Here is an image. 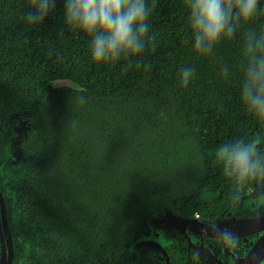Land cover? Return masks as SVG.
Segmentation results:
<instances>
[{"label":"trees","instance_id":"trees-1","mask_svg":"<svg viewBox=\"0 0 264 264\" xmlns=\"http://www.w3.org/2000/svg\"><path fill=\"white\" fill-rule=\"evenodd\" d=\"M33 2L0 0V107L35 110V186L55 220L111 224L114 236L167 207L212 219L264 181V114L245 96L253 57L264 56V0L200 51L187 0H146L142 52L103 63L91 44L104 34L66 25L68 0H48L36 24L25 19ZM249 145L258 166L242 175L219 149Z\"/></svg>","mask_w":264,"mask_h":264},{"label":"flooded vegetation","instance_id":"flooded-vegetation-1","mask_svg":"<svg viewBox=\"0 0 264 264\" xmlns=\"http://www.w3.org/2000/svg\"><path fill=\"white\" fill-rule=\"evenodd\" d=\"M17 111L20 115L12 133L0 134V264H181L157 248L150 254L142 247V239H136L139 236L127 244V236L137 228L132 225L112 236L111 224L97 229L95 222H72L68 215L55 220L53 208L35 186L38 164L43 160L39 141L44 132L32 123L33 106ZM16 112L0 107L3 118ZM221 214L212 219L196 215L215 220ZM236 226L228 228L235 232L231 242L220 240L216 246L198 248L199 256L229 258L232 264L248 258L251 264H264V254L250 256L258 238L253 244L245 241L241 236L246 229Z\"/></svg>","mask_w":264,"mask_h":264},{"label":"clouds","instance_id":"clouds-1","mask_svg":"<svg viewBox=\"0 0 264 264\" xmlns=\"http://www.w3.org/2000/svg\"><path fill=\"white\" fill-rule=\"evenodd\" d=\"M259 0H187L190 10L189 24L195 34V47L211 48L226 35H234L232 19L250 21L258 9ZM33 11L25 15L31 23H42L49 13L48 0H38L31 4ZM150 12L146 0H68L64 6L65 24L80 30L87 35L99 31L91 44L94 62L103 63L107 57L118 60L122 52L139 55L142 52L141 37L148 32L147 19ZM264 40V36L261 37ZM249 50L252 45H248ZM264 52V46L260 48ZM190 72L185 70L182 76L184 85L188 84ZM250 85H246L245 96L252 107L264 114V56L248 73ZM254 148L237 147L229 152L227 148L219 149L222 156L234 165L243 175L253 172L258 166L251 159ZM230 239V238H229Z\"/></svg>","mask_w":264,"mask_h":264},{"label":"water","instance_id":"water-1","mask_svg":"<svg viewBox=\"0 0 264 264\" xmlns=\"http://www.w3.org/2000/svg\"><path fill=\"white\" fill-rule=\"evenodd\" d=\"M19 115V111L6 115L4 118L0 115V134L12 133ZM259 162L264 163V157L259 159ZM238 224L241 229H246V231L243 230L241 236L245 238V241L253 244L254 239L258 238L255 243L256 249L250 256L263 255L264 181L255 184L251 190L230 204L215 220L205 219L198 215L186 216L180 210L167 207L158 214L144 218L136 224L137 228L127 236V244L139 236L136 239H142V247L146 248L150 254H153L154 249L157 248L161 254L167 252L169 255L172 254L174 259L181 264H187V262L232 264L233 261L229 258L216 260L212 257H201L199 255L202 253L198 248L207 247L206 245L216 246L215 242L220 240L231 242L234 239L232 237H235V232L232 234L228 228L237 227ZM210 253L213 252L210 250ZM235 262L236 264H251L248 258Z\"/></svg>","mask_w":264,"mask_h":264},{"label":"rangeland","instance_id":"rangeland-1","mask_svg":"<svg viewBox=\"0 0 264 264\" xmlns=\"http://www.w3.org/2000/svg\"><path fill=\"white\" fill-rule=\"evenodd\" d=\"M65 84H67V83H65ZM9 133V132H8ZM11 133V132H10Z\"/></svg>","mask_w":264,"mask_h":264}]
</instances>
